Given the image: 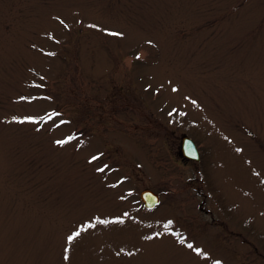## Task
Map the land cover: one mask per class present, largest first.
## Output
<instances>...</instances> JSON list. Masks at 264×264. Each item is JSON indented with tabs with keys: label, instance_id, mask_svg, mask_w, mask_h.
<instances>
[{
	"label": "rangeland",
	"instance_id": "rangeland-1",
	"mask_svg": "<svg viewBox=\"0 0 264 264\" xmlns=\"http://www.w3.org/2000/svg\"><path fill=\"white\" fill-rule=\"evenodd\" d=\"M215 259L264 264V0H0V264Z\"/></svg>",
	"mask_w": 264,
	"mask_h": 264
},
{
	"label": "snow or ice",
	"instance_id": "snow-or-ice-1",
	"mask_svg": "<svg viewBox=\"0 0 264 264\" xmlns=\"http://www.w3.org/2000/svg\"><path fill=\"white\" fill-rule=\"evenodd\" d=\"M60 19V18H58ZM93 27H101L100 25H93ZM105 32H110L113 33L117 36H123L124 33L123 32H117L114 29L111 28H104L103 29ZM149 44L153 43V41H149ZM137 55H140L139 53H137ZM174 90H178L179 89V85H173ZM18 99H21V97H17ZM29 99H31V97H28ZM52 116H56L58 117L60 115V113H58L55 109H52L51 112ZM13 120L16 121H37L39 119H41L39 116H14L12 117ZM44 119H49L48 115H45ZM61 124L66 123V121L61 120L60 121ZM78 135L77 133H73L71 135H68L66 137H64L63 139H58L55 141L56 144L59 145H63L66 144L68 141L73 140L75 138V136ZM242 151V149H240ZM103 155V153L97 152L96 155H92L89 158L93 161L97 160L98 158H100ZM109 166L107 164L102 165V167H100L99 169H97V171L103 172L105 169H107ZM127 216V213H124L122 215H113L108 219H102L100 215H95L93 216L91 219L85 221L83 224H79L77 225L74 229H72L70 231V234L67 235L66 240L67 241H73L76 240L77 238H79L81 236V233L83 231H85L87 228L89 227H94L95 226V222L96 221H101L103 224H108L110 221L112 222H118V223H123L125 221V218ZM167 225H172L175 223V221L173 220H167ZM168 232H174V234L179 237V240L181 243L187 244V247L189 249H192L195 253L200 254L204 257H210L211 253L208 251H205V249L201 246H197V243L195 240H191V239H187L186 238V234H181V232L174 230L172 227H167L166 229ZM164 233L163 232H153L152 233V237L155 236H163ZM152 237H147V239H151ZM70 247V246H69ZM126 251V250H125ZM137 249L133 248L132 252H136ZM129 255H131V253H129ZM65 259H69L70 257L67 254V250L65 252ZM212 264H223L222 260L219 259H215L212 261Z\"/></svg>",
	"mask_w": 264,
	"mask_h": 264
},
{
	"label": "water",
	"instance_id": "water-1",
	"mask_svg": "<svg viewBox=\"0 0 264 264\" xmlns=\"http://www.w3.org/2000/svg\"><path fill=\"white\" fill-rule=\"evenodd\" d=\"M181 152L184 156L188 158H193L197 160L201 158L200 151L196 142L188 135H184L182 137ZM140 197L143 200L144 205L148 208L154 207L160 201L159 194L151 188L143 189L140 193Z\"/></svg>",
	"mask_w": 264,
	"mask_h": 264
}]
</instances>
